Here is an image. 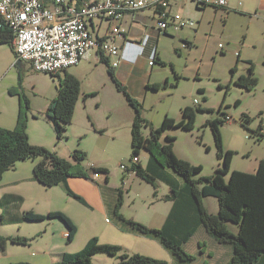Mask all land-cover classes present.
I'll use <instances>...</instances> for the list:
<instances>
[{
    "label": "rangeland",
    "instance_id": "obj_1",
    "mask_svg": "<svg viewBox=\"0 0 264 264\" xmlns=\"http://www.w3.org/2000/svg\"><path fill=\"white\" fill-rule=\"evenodd\" d=\"M240 1L255 8L240 12L231 10L229 13H222V16L219 15L215 27L211 33H207L212 35V39L208 40L203 35L197 46V51L191 57L190 64L192 66L198 62L201 63L197 85L203 87L205 91L201 93L194 89L193 102L190 106H200L205 111H197L195 127L192 131L185 128H169L162 138V141L165 142L167 134L175 136L173 149L177 156L186 159L191 164H201L203 170L196 174L195 178L211 176L221 161L218 158V146L214 132L208 122L215 118H225L226 114L233 117V120L225 121L221 125L224 149H230L233 152L230 171L255 173L260 161L264 160V0L263 2L260 0ZM174 41L175 39L171 37H165L163 41L166 51L163 57L167 61L168 69L159 74L162 83H165L167 74L169 75L172 69L171 63L176 62L184 65L188 57L187 47L180 43L179 49L181 51H176ZM220 43L222 47H220ZM13 52L8 44L0 45V104L8 105L13 109L17 106L20 113V102L25 95L29 102V108L26 109L25 107L26 130L32 144L47 148L51 152L60 150L62 155H59L66 157V159H69L70 153L77 148L86 152L87 159L82 164L90 173L93 172L94 166L109 169L107 182L105 181L106 174L102 172L96 181L99 185L105 184L109 187L107 199H111L113 195L118 201L121 192L123 198L121 212L124 217L134 219L148 227L160 228L159 222L168 214L171 203L155 200L153 192L157 189L159 195L165 194L170 191V187L162 181H157V188H155L153 184L140 179L133 171L131 131L136 115L133 109L128 106L127 97L117 91L119 89L110 79L106 65L98 67L94 63L82 62L78 67H71L70 71L73 69L80 71L81 79H79L82 84L75 114L63 142L57 139L56 132L48 133L45 113L51 100L58 95L57 85L60 83V77L63 78L64 71L53 77L51 73L32 69L29 63L24 62V67L20 68L16 65L17 58ZM247 60L253 63L255 76L258 78L256 89L251 91L236 84L239 75L248 72L249 63ZM233 69L236 70L235 73H233ZM171 79L173 80V76ZM193 82L194 80H190L184 83H187L191 89ZM187 84L185 87H180L175 95L169 92L160 93L145 103L138 100L139 103H142V117L157 127L160 126L167 114L176 120L181 119L183 117L182 109L187 106L185 105L187 100L184 98L185 94L189 92ZM104 85L106 89L103 91L101 87ZM95 91L103 93L98 97L96 96L97 98H91L96 94ZM196 98L199 100L198 102H195ZM86 99H89L87 110L91 109V112L86 110ZM237 100H240L239 104H236ZM128 112L130 115L134 112L131 126H126V122L129 121ZM19 113L15 126L12 128L17 126ZM244 113L248 114L250 118L244 116ZM90 118H94V121L101 125L104 132L100 134L88 132L90 129L88 126L92 125ZM78 131L84 134L82 139L76 136ZM150 131L151 127L143 126L142 134L144 137L150 136ZM68 133L76 138L70 137ZM137 156L139 157L138 162L146 168L150 159L149 152L140 149ZM35 160L39 161V158ZM122 164H125L127 169L122 167ZM88 179L95 180L89 177ZM123 182H125L126 188H120V184ZM127 188L131 189L130 198L127 197ZM71 200L78 205L75 208H70V211H75L80 217L87 218L85 224L93 223L94 231L102 234L107 223L108 215L106 212L97 208L96 205H94V209V207L90 208L79 204L73 198ZM204 203L209 212L217 214L220 207L214 196L206 198ZM111 217L114 216L111 215ZM27 223L30 224L0 226L3 236H18L29 239V244L26 245L9 241L5 253L0 252V264L16 262L35 264L40 257L49 259L46 255H40L43 254L41 237L45 234L43 231L46 229L47 223L43 221ZM228 226L230 230L237 232L238 225L236 223H229ZM107 235V230H105L102 237L112 241ZM190 246L192 247V243L184 248L191 253L192 248ZM263 256L264 254L254 264H262L261 258ZM95 262H99L98 258L95 259Z\"/></svg>",
    "mask_w": 264,
    "mask_h": 264
},
{
    "label": "trees",
    "instance_id": "obj_2",
    "mask_svg": "<svg viewBox=\"0 0 264 264\" xmlns=\"http://www.w3.org/2000/svg\"><path fill=\"white\" fill-rule=\"evenodd\" d=\"M13 33L5 23L0 27V44L8 43L13 49ZM21 59H18L17 65ZM100 61L107 64L109 73L116 84L115 86L127 96L128 103L135 111L131 137L133 148V161L140 149L149 152L150 159L144 168L140 162H133V171L140 179L153 184L157 181L169 185L170 191L163 199L173 203L166 222L160 228L145 226L134 219H127L121 212L123 206L120 192L114 212L124 223L126 229L135 231L141 235L154 238L160 242L170 253L183 264H188L196 259V255L186 251L185 244L195 235L199 227H204L215 241L229 244L233 248L231 264H254L264 254V160L260 161L255 173L245 171H230L233 152L225 150L222 139L221 125L227 122L225 118H215L208 123L211 125L218 146V164L211 176L195 175L202 172L201 164H191L186 159L180 158L174 152L175 136L166 135V141L162 138L169 128H185L192 131L195 127L197 111H205L203 107L185 106L182 109L183 117L176 120L170 115H165L160 126H154L142 116L141 104L134 99L124 86L116 78L113 66L109 59L100 54ZM249 63L248 72L240 74L236 84L251 91L256 89L258 78L255 76L253 63ZM236 70L233 69V73ZM53 75V74H52ZM55 75H53L54 77ZM22 82V79H21ZM81 80L67 71L57 85L58 95L51 100L46 111V117L55 127L57 139L61 141L66 137V131L73 120L77 99L81 90ZM164 84L158 82L148 85L149 88L160 89ZM202 91V89L200 90ZM237 100L236 104H239ZM26 109L29 102L21 99V112L15 128L8 129L0 126V180L18 160L39 158L34 166L35 179L46 186H56L67 181L71 176L87 177L90 172L83 166L87 159L86 152L77 148L72 153V159L60 156L57 152L32 144L27 128ZM244 116L250 118L248 114ZM143 126L151 127L150 136L144 137ZM95 173H105L106 181L109 180V169L106 167H93ZM89 177V176H88ZM153 192L157 197L158 190ZM67 193L84 201V199L72 191L69 187ZM214 196L219 203L217 214L206 209L204 199ZM59 218L69 230L68 240L72 241L77 234L78 227L64 211H54L47 214H38L27 211L24 219L41 221L44 219ZM1 220V218H0ZM229 223L238 225L237 232L229 229ZM29 244V239L18 236H3L0 234V251L7 248L8 242ZM106 253L117 257L114 264H171L167 260L153 258V256L136 253H127L122 246L109 243H101L98 237H92L83 250L73 253H65L63 258L53 264H95L93 256ZM264 264V256L261 258ZM11 264H33L31 262H16Z\"/></svg>",
    "mask_w": 264,
    "mask_h": 264
},
{
    "label": "crops",
    "instance_id": "obj_3",
    "mask_svg": "<svg viewBox=\"0 0 264 264\" xmlns=\"http://www.w3.org/2000/svg\"><path fill=\"white\" fill-rule=\"evenodd\" d=\"M260 1L263 2V0ZM240 2V0H228V6L225 8H220L212 4L198 5L193 0H171L172 13H181L184 17H189L190 19L194 20L196 24L191 27L185 26L180 29H175L174 24H171V26L168 27L166 34H160L156 29V19L153 9H142L136 12H125L119 22V26L125 29V31L123 32L124 36L118 37L116 40L118 44L124 46V58L120 60L117 67H113V72L116 78L134 99L142 100L144 103L145 101L153 98V96H156V94L169 92L170 94L175 95L177 94L180 87L186 86L187 83L184 82L194 80L191 89L187 84L189 92L184 96V98L187 100V102H185V105H192L193 90L197 89V91L201 93H204L205 91L203 87L197 85V79L201 72V63L198 62L197 64L192 66L190 64L192 54L197 51V46L201 41L203 35H205L208 40L212 39V35L207 33H211L213 27H215V22L217 21L219 15L222 16V13H229V11L231 10L240 12L246 11L250 8H255L254 6L251 7V5L246 4V2L244 4L242 2L240 4ZM240 6L244 8H241ZM257 8H259V6H257ZM106 24L107 23L104 22L103 26ZM147 36L150 37V40L145 46L144 53H140V48L136 45H125V41L127 40L140 43L141 40L145 39V37ZM165 37H171L175 39L174 43L176 45V51H181L179 49L180 43L186 44L188 57L186 58V63L184 65L177 64L176 62L172 61L174 62V64L171 63L172 69L169 75L167 74L168 77L165 80V83L167 82V84L162 86L160 89L149 88L148 85L152 83L158 82L160 84H164L159 78V74L161 71L168 69L167 61L163 57L166 53L165 45L163 44ZM154 46L157 49V60L153 65H151L149 63L148 56H150V53ZM220 47H222L221 43ZM12 50L15 54V50L13 48ZM15 57L17 58L16 54ZM108 59L110 61V64L114 60L113 57H109ZM24 62L25 61L23 60L19 61L18 66H20V68L24 67ZM82 62L94 63L98 67L100 65H106L107 73L110 79L113 81L108 71V65L100 61V56L97 55V52H93V54H91L87 60H82L79 64L72 66V68L78 67V65H80ZM70 69L71 68H67L65 71L81 79V73L80 71L78 72V69H73L71 71ZM172 76L173 80L171 79ZM101 89L104 91L106 89V86H102ZM201 89L202 91H200ZM117 91L119 93H123L124 96H126L124 92L120 90ZM94 93L96 94L91 96V98H97L98 95L102 94L103 92L95 91ZM198 101L199 100L196 98L195 102ZM88 105L89 99H86V110L89 107ZM128 106L133 109V107L129 103ZM87 111L91 112V109ZM134 112L132 115H130L128 112L127 117H129V121L126 122V126H131ZM18 113L19 111L17 109V106L13 109L8 105L0 104V126L6 128L14 127ZM90 119L92 120V125L90 127L88 126V128H90L88 132H90L91 134L93 132L96 134L104 132L101 129V125L97 123V121H94V118ZM46 121L48 125L47 129L50 131H48V133H55V127L52 124L51 120L46 118ZM73 127L76 128L75 125H73ZM114 132L116 133V131ZM124 134H126L125 131ZM83 135L84 134H82L81 131H78L76 133V136H79V138L81 139ZM69 136L71 137L73 135L69 134ZM63 140H65V138H63L61 141ZM59 151L55 150V152L61 154ZM72 153L73 152L70 153L69 156L71 157H68L69 159H72ZM37 162L38 161L34 158H29L22 161L18 160L11 169H9L6 173L4 172L3 177L0 180V226L12 224H30L27 222L34 220L24 219V214L27 211H34V213L38 214H47L54 211H64V213H66L77 225L78 231L74 239L72 241H69V230L62 220H60L59 218H48L41 220L43 222H46L47 224L45 225L46 229H44L43 231L45 233L44 236H40L42 239L43 250V254L40 255H46L49 257V259L40 257L35 264H52L61 260L65 253H73L77 251L79 252L80 250H83L85 248L86 244L93 236L98 237L101 242L119 244L127 253L139 252L149 256H153V258L167 260L171 264H183L178 261V259H176L170 253V251L165 248L160 242L154 240V238H150L135 231L126 229L124 223L116 216L114 212L117 198L112 195L111 199H107V192L109 190V187L105 184L99 185L96 181L97 178L95 179V177H93L94 172L90 173L91 176L89 175V178L95 180L91 181L88 179V177L84 178L80 176H71L67 179L66 182L50 187L43 185L35 179L34 166ZM120 185V188H126L125 182ZM67 187L79 194L84 199V201H80V199L72 197L68 193L65 194L67 192ZM126 190L127 197L130 198L131 189L127 188ZM169 192L167 191L165 194L159 195L158 190L157 197H155L154 194L153 197L157 201L170 202V200L163 199V197ZM72 198L75 199V201H77L79 204H83L84 206L90 208H93L94 205H96L98 206L97 208H101L102 211L106 212L108 217L104 229L107 230V236L112 239V241H109L108 239L105 240L102 237L105 230L102 231V234L95 232L93 223L86 225L85 223L88 220L87 218H82L75 211H70V208H75L78 205L76 204V202L71 200ZM206 198L208 199V197ZM206 198L204 200H206ZM170 203L171 206L169 207V211L173 206V203ZM213 209L215 210V208ZM168 214L161 219V221L159 222V226H163L164 222H166L167 220ZM111 215H113L114 217H111ZM0 234H3L1 230ZM199 234L201 235L199 236V238H197ZM196 238L197 240L194 241V239ZM191 243V253L196 255V259L188 264H231L233 248L229 244H222L215 241L204 227L198 228L195 235L185 244V248L191 245ZM5 251L6 249L0 252L5 253ZM97 258L101 263L95 262V259ZM118 260L119 259L117 257L109 256L106 253H99L93 256V261L96 264H114Z\"/></svg>",
    "mask_w": 264,
    "mask_h": 264
},
{
    "label": "built area",
    "instance_id": "obj_4",
    "mask_svg": "<svg viewBox=\"0 0 264 264\" xmlns=\"http://www.w3.org/2000/svg\"><path fill=\"white\" fill-rule=\"evenodd\" d=\"M193 1L198 5L228 6V0ZM142 9L154 10L160 34H166L171 24L175 29L196 24L181 13H172L171 0H0V27L5 23L12 31L18 59L39 72L59 75L67 67L87 60L93 52L113 57L111 65L117 67L124 58V46L116 42L125 31L119 22L125 12ZM104 22L109 24L103 26ZM149 40L148 36L140 43L127 40L125 45H136L144 53ZM156 57L154 46L148 56L151 65ZM232 118L229 115L226 119ZM138 161L136 156L133 162ZM122 167L127 169L125 164ZM99 175L94 172L93 177Z\"/></svg>",
    "mask_w": 264,
    "mask_h": 264
},
{
    "label": "bare ground",
    "instance_id": "obj_5",
    "mask_svg": "<svg viewBox=\"0 0 264 264\" xmlns=\"http://www.w3.org/2000/svg\"><path fill=\"white\" fill-rule=\"evenodd\" d=\"M68 68V67H67ZM69 69V68H68Z\"/></svg>",
    "mask_w": 264,
    "mask_h": 264
}]
</instances>
